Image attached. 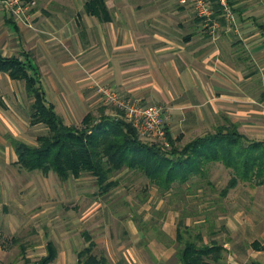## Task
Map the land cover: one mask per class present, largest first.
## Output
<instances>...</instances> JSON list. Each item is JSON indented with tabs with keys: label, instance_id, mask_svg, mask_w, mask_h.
<instances>
[{
	"label": "rangeland",
	"instance_id": "374dc122",
	"mask_svg": "<svg viewBox=\"0 0 264 264\" xmlns=\"http://www.w3.org/2000/svg\"><path fill=\"white\" fill-rule=\"evenodd\" d=\"M30 1L34 2L33 8L61 2ZM68 1L70 3L72 0ZM84 1L73 0L74 4L79 5ZM107 1L114 12V7L120 2L140 3L142 0ZM239 1L242 11L245 7H249V11L244 10L239 14L233 11L236 23L252 15L264 24V0ZM185 4L196 11L194 0H187ZM3 8L0 2V45L8 39L6 35L2 39L3 30H6ZM75 21L78 23V20ZM229 24L230 28L235 27L233 23ZM207 26L211 35L218 39L222 30L220 26ZM239 30L241 32L242 28ZM259 34L262 38L254 41L255 45L264 41V26ZM47 37L51 39L50 35ZM230 39L235 49L233 66L235 69L246 67L244 71L251 73L248 95L253 110L250 116H243L241 103H234L230 111L234 112L233 117L239 119L238 129L247 139L264 141V49L257 58V53L249 52L238 34L232 33ZM11 41L13 39H9V46L12 45ZM27 50L30 57H35L31 47ZM11 52L21 53L18 49ZM232 79L235 81V78ZM100 85L103 84L96 82L94 85L96 100L91 106L85 108L84 103H73L71 110L63 109L66 113L73 110L72 114L67 116L65 113V116L60 112L65 123L80 125L86 110L97 117L101 108L110 115L122 117L118 108L102 100ZM49 93L54 96L53 91ZM30 104L31 99L26 95L23 81L0 76V264H24L21 245L26 247L25 253L30 263L36 262L46 253L48 241H52L58 250L57 257L50 264H77V252L86 244L84 231L89 232L97 243L95 252L105 254L110 264H180L175 255L179 247L176 236L173 238L167 234L174 225L177 230L179 222L191 227L193 233L201 232L204 242L216 239L225 244L229 249L222 258L225 262L230 258L235 264H248L252 258L264 261V236L253 234L264 220V186L241 181L219 199L220 190L231 176L230 171L220 163L208 166L211 188L204 184L194 194L187 192L189 183L160 193L147 178L127 169L117 174L119 185L106 195L99 194L95 177L90 174L61 180L53 172L43 175L37 171H27L16 163L11 139L36 143V137L45 132L42 124H30ZM247 120L250 122L245 123ZM215 127L207 126L199 135L213 132ZM197 133L195 131L186 138L181 137L179 143L184 144ZM140 138L156 141L141 135ZM240 229H244V232H237ZM253 241L262 246L261 251L254 249ZM167 249H174L171 257L165 262L158 260L156 251L166 250L167 255Z\"/></svg>",
	"mask_w": 264,
	"mask_h": 264
},
{
	"label": "crops",
	"instance_id": "0c3cea01",
	"mask_svg": "<svg viewBox=\"0 0 264 264\" xmlns=\"http://www.w3.org/2000/svg\"><path fill=\"white\" fill-rule=\"evenodd\" d=\"M86 1L79 5L73 0H61L40 8L31 5L28 23L18 21L3 8L6 30L2 39L5 35L8 39L1 43L0 52L9 56L12 49H18L29 55L31 49H27L32 48L35 57L30 58L39 68L47 98L57 113L65 114L63 109L71 110L73 103L91 106L96 100L94 85L99 82L139 99L143 105L164 106L168 115L166 130L173 138H186L195 131L198 136L207 126L224 124L226 120L238 123L239 119L230 111L234 103H241V115H251V73L244 71L246 67L233 66L235 49L230 38L232 33L238 34L248 51L257 53L258 58L264 41L257 45L254 41L262 38L263 33L260 36L259 32L264 24L256 17L247 15L238 23L234 21L232 29L214 15L215 25L222 29L216 39L196 11L178 1L120 2L112 12L105 0L109 20L88 14L84 8ZM237 7V14L249 11V7L243 11L240 4ZM9 39H13L10 46ZM35 47L39 49L34 50ZM1 75L11 79L4 72ZM72 113L73 110L66 114ZM87 113L86 110L81 121ZM261 224L253 234L264 236V220ZM238 231L243 233L244 229ZM167 234L175 238V225ZM167 251V255L166 250L156 251L155 256L165 262L174 249ZM231 260L214 264H235Z\"/></svg>",
	"mask_w": 264,
	"mask_h": 264
},
{
	"label": "trees",
	"instance_id": "16d2710c",
	"mask_svg": "<svg viewBox=\"0 0 264 264\" xmlns=\"http://www.w3.org/2000/svg\"><path fill=\"white\" fill-rule=\"evenodd\" d=\"M211 2L212 16H219L220 22L225 24L219 1ZM228 2L236 12L240 1ZM84 8L90 15L110 19L105 0H87ZM0 72L24 82L26 95L33 100L29 105L30 124L45 127V132L36 137V143L11 139L16 163L27 171L43 175L53 172L61 180L90 174L95 177L99 194L106 195L119 185L117 174L127 169L147 178L160 193L189 183L187 192L194 194L204 184L211 188L208 166L220 163L231 176L220 190L219 199L241 181L264 186V141L247 139L239 131L238 123L218 125L213 132L195 136L182 145L180 138L168 133V145L145 141L130 122L106 113L103 108L97 117L87 113L80 125L65 123L49 102L39 68L28 54L7 56L0 52ZM83 235L86 244L77 252V264H110L105 254L95 252L97 243L92 235L87 231ZM176 241L179 247L175 255L180 264H214L229 251L219 240L204 242L201 232L193 233L192 228L182 222L177 225ZM252 246L256 250L261 248L257 241H253ZM20 248L24 264H50L58 254L56 245L48 241L46 254L30 263L26 247L21 245ZM248 264L262 263L252 258Z\"/></svg>",
	"mask_w": 264,
	"mask_h": 264
},
{
	"label": "built area",
	"instance_id": "2783aa9c",
	"mask_svg": "<svg viewBox=\"0 0 264 264\" xmlns=\"http://www.w3.org/2000/svg\"><path fill=\"white\" fill-rule=\"evenodd\" d=\"M222 7V15L226 21L233 23L235 17L228 0H218ZM0 2L20 21H27V12L33 1L24 0H0ZM186 3L187 0H180ZM198 16L202 17L206 25L215 27L216 21L212 19L213 5L211 0H194ZM28 23V21H27ZM99 92L102 100L114 105L120 110L122 117L130 122L138 131V134L168 145L166 121L167 112L160 104L143 105L139 99L118 92L107 85H100ZM116 116V115H115Z\"/></svg>",
	"mask_w": 264,
	"mask_h": 264
}]
</instances>
